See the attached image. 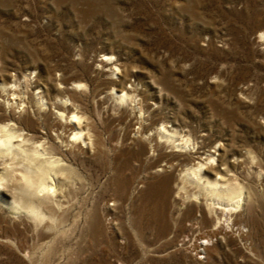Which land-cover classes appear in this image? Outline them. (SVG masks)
Segmentation results:
<instances>
[{
	"label": "rangeland",
	"instance_id": "374dc122",
	"mask_svg": "<svg viewBox=\"0 0 264 264\" xmlns=\"http://www.w3.org/2000/svg\"><path fill=\"white\" fill-rule=\"evenodd\" d=\"M0 96L67 166L41 218L0 199V264H264V0H0ZM197 151L241 207L187 179Z\"/></svg>",
	"mask_w": 264,
	"mask_h": 264
},
{
	"label": "bare ground",
	"instance_id": "6f19581e",
	"mask_svg": "<svg viewBox=\"0 0 264 264\" xmlns=\"http://www.w3.org/2000/svg\"><path fill=\"white\" fill-rule=\"evenodd\" d=\"M7 84L5 81L2 86L7 89ZM12 86L13 84L10 88L12 93H14L15 90ZM37 92H39V98H43L42 92L40 90ZM16 95H18V91ZM125 96L126 94L123 92L121 97L124 98ZM14 102L9 104V99L6 98L5 103L7 107L13 109ZM59 115L62 116V113H59ZM6 119L7 122H0V199H4L3 201L6 202L8 209L14 215L23 212L41 218L44 216L41 208V198H47L55 193L56 184L58 183V179L55 181V178H58V174H64L67 166L62 157L54 155L53 150L55 151L56 148L54 149L52 145L54 144L53 141L51 143L48 140V134H42L43 132L41 135H38L39 132H37V135L30 134L31 132L24 131L25 129L23 130L21 127L15 126L13 122H10L12 119L10 120L8 117ZM79 119L78 114H73L68 119L67 124H70L71 128L74 129L72 136L82 140L85 137V132L80 121H78ZM161 130L159 131L160 134L165 135L167 138L172 137L165 126L162 125ZM82 141L84 142V139ZM60 143L64 145L65 140ZM55 147L57 146L55 145ZM192 161L193 163L189 164L190 166L185 173L188 180L196 183L197 186L204 190V194L207 197L209 196L211 200H215V203H219V205H224V207L241 205L243 202V187L239 182L231 180L227 173L229 167L221 166L223 163L226 166L228 164L227 161H223L222 158L215 157L209 153L207 157H202L199 152ZM14 162L16 164V166L14 165L15 167L13 166ZM2 193L10 195L11 200H5V196Z\"/></svg>",
	"mask_w": 264,
	"mask_h": 264
}]
</instances>
